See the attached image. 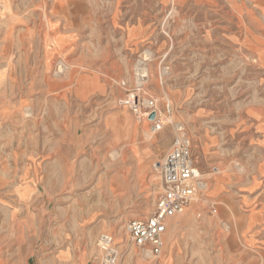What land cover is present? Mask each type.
<instances>
[{"label": "rangeland", "instance_id": "rangeland-1", "mask_svg": "<svg viewBox=\"0 0 264 264\" xmlns=\"http://www.w3.org/2000/svg\"><path fill=\"white\" fill-rule=\"evenodd\" d=\"M177 124L206 185L153 257L125 223ZM101 233L124 264H264V0H0V264H103Z\"/></svg>", "mask_w": 264, "mask_h": 264}, {"label": "built area", "instance_id": "built-area-1", "mask_svg": "<svg viewBox=\"0 0 264 264\" xmlns=\"http://www.w3.org/2000/svg\"><path fill=\"white\" fill-rule=\"evenodd\" d=\"M128 103L140 119L152 122L155 133L165 124V114L172 111V103H164V112L158 97L149 95L145 98L134 95ZM155 114L151 119V114ZM177 135L171 147L158 166V177L162 192L159 195L151 214L146 218H132L125 223V231L130 243L140 252L159 257L164 247V238L168 228V220L182 213L193 199L198 189L204 187L203 174L196 166L192 156V140L183 124H177ZM211 172L218 171L217 166ZM103 264H124L125 250L116 243L111 233H101L97 239Z\"/></svg>", "mask_w": 264, "mask_h": 264}, {"label": "bare ground", "instance_id": "bare-ground-1", "mask_svg": "<svg viewBox=\"0 0 264 264\" xmlns=\"http://www.w3.org/2000/svg\"><path fill=\"white\" fill-rule=\"evenodd\" d=\"M147 56H148V54H147ZM144 62V61H143ZM140 64V63H139ZM142 64V63H141ZM67 69H68V66L64 63V62H60V64H59V71H57V75H59V73H63V72H66L67 71ZM141 72L140 73H144L142 76H145V71H144V69L143 70H140ZM170 121V120H169ZM150 133V132H149ZM118 153V152H117ZM206 185V184H205ZM204 185V186H205Z\"/></svg>", "mask_w": 264, "mask_h": 264}, {"label": "crops", "instance_id": "crops-1", "mask_svg": "<svg viewBox=\"0 0 264 264\" xmlns=\"http://www.w3.org/2000/svg\"><path fill=\"white\" fill-rule=\"evenodd\" d=\"M31 257L29 256L26 260H25V263L24 264H31V262H30V259Z\"/></svg>", "mask_w": 264, "mask_h": 264}, {"label": "water", "instance_id": "water-1", "mask_svg": "<svg viewBox=\"0 0 264 264\" xmlns=\"http://www.w3.org/2000/svg\"><path fill=\"white\" fill-rule=\"evenodd\" d=\"M154 117H155V114H154V113L151 114L150 118H151V119H154Z\"/></svg>", "mask_w": 264, "mask_h": 264}]
</instances>
